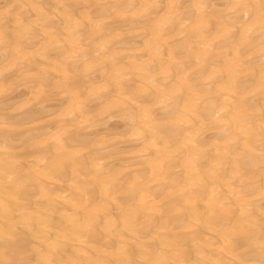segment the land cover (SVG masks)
I'll return each instance as SVG.
<instances>
[{
    "label": "bare ground",
    "instance_id": "obj_1",
    "mask_svg": "<svg viewBox=\"0 0 264 264\" xmlns=\"http://www.w3.org/2000/svg\"><path fill=\"white\" fill-rule=\"evenodd\" d=\"M0 264H264V0H0Z\"/></svg>",
    "mask_w": 264,
    "mask_h": 264
}]
</instances>
